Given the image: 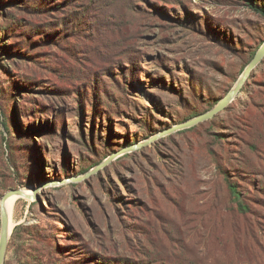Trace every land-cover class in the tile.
Here are the masks:
<instances>
[{"label": "rangeland", "instance_id": "374dc122", "mask_svg": "<svg viewBox=\"0 0 264 264\" xmlns=\"http://www.w3.org/2000/svg\"><path fill=\"white\" fill-rule=\"evenodd\" d=\"M263 42L245 0H0V198L34 194L3 264H264V58L212 119L88 174L211 110Z\"/></svg>", "mask_w": 264, "mask_h": 264}, {"label": "water", "instance_id": "95a60500", "mask_svg": "<svg viewBox=\"0 0 264 264\" xmlns=\"http://www.w3.org/2000/svg\"><path fill=\"white\" fill-rule=\"evenodd\" d=\"M264 58V42L262 45L258 48L253 58L250 60V62L246 65L244 70L242 71V74L236 81L235 85L231 88V90L209 111L200 114L190 120H188L185 123L178 124L174 127H171L169 130H165L152 138L148 139L146 142L140 145H135L130 148L123 149L119 152H116L109 156L104 162H102L100 165L95 167L94 170L91 172H88V174L93 173L94 171L98 170L102 166L107 165L110 161L113 159L127 153L135 150L141 145L148 144L150 142H153L157 139H159L162 136L171 134L172 132H175L177 130H182L186 128H190L192 126H195L199 123L205 122L209 119H212L215 115H217L219 112H221L224 108L228 106L229 103L239 94L240 90L242 89L243 85L245 84L247 78L249 77L250 73L257 67V65L263 60ZM19 197V198H26L23 194L22 190L20 189H12L5 192L2 197L0 198V264H3L4 262V256L7 249L10 233L9 232V226H8V217L7 214L3 208V202L10 198V197Z\"/></svg>", "mask_w": 264, "mask_h": 264}, {"label": "trees", "instance_id": "16d2710c", "mask_svg": "<svg viewBox=\"0 0 264 264\" xmlns=\"http://www.w3.org/2000/svg\"><path fill=\"white\" fill-rule=\"evenodd\" d=\"M245 1L247 2L248 6H250L254 11H256L257 13H259L260 15H262L264 17V7L263 6H259L258 4H255L254 0H245ZM254 55L255 54L252 55V58ZM250 60H249V62H250ZM249 77H250V75H249ZM242 89H243V87H242ZM225 178H226L225 182L227 183V188H228V191L230 194L231 201L233 204H235L234 214L239 216L242 220H244L243 228L241 229V233L243 235H244V233L247 234L248 238H252L254 241H256L257 237L256 236L254 237L252 231L249 230V228L247 226L249 217L254 216V214L252 213V211L250 210V207L246 203L245 196H243L242 192L239 190V187L234 182L230 181L229 178H227V177H225Z\"/></svg>", "mask_w": 264, "mask_h": 264}, {"label": "bare ground", "instance_id": "6f19581e", "mask_svg": "<svg viewBox=\"0 0 264 264\" xmlns=\"http://www.w3.org/2000/svg\"><path fill=\"white\" fill-rule=\"evenodd\" d=\"M23 194L25 195L26 198L23 199H29L32 200L34 198V194L32 193L31 190H22ZM19 200V197L13 196L8 199H6L3 202V208L7 214L8 217V226H9V232H11V229L13 227V219H12V213L14 211V206L15 203Z\"/></svg>", "mask_w": 264, "mask_h": 264}]
</instances>
